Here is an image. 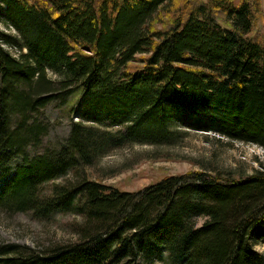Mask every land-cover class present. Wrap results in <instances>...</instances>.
<instances>
[{"label":"trees","instance_id":"1","mask_svg":"<svg viewBox=\"0 0 264 264\" xmlns=\"http://www.w3.org/2000/svg\"><path fill=\"white\" fill-rule=\"evenodd\" d=\"M171 1L0 0L15 31L0 29V208L81 217L71 241L0 243V264H264V167L137 190L86 172L113 149L189 131L264 147L261 0ZM52 101L77 114L57 149L42 148L50 122L37 115Z\"/></svg>","mask_w":264,"mask_h":264},{"label":"rangeland","instance_id":"2","mask_svg":"<svg viewBox=\"0 0 264 264\" xmlns=\"http://www.w3.org/2000/svg\"><path fill=\"white\" fill-rule=\"evenodd\" d=\"M261 8L263 21L260 32L264 37V0H261ZM163 17L166 20V16ZM0 29L15 33L2 23ZM47 75L56 79L50 72ZM59 99L64 100L63 94ZM60 101L50 102L37 114L39 119L47 118L50 122L42 139V148L57 149L68 136L70 118L77 120L75 111L67 116L66 106L59 104ZM261 167H264V147L231 141L214 133L189 131L182 140L171 145L128 144L113 149L97 160L94 166L86 168V172L94 180L124 190H137L165 175L188 170H223L239 177ZM80 174L79 170L77 173L72 171L58 181H72ZM80 221L81 217L73 212H56L46 220H38L28 212L11 213L0 208V243H17L41 250L56 242L74 240L75 226ZM201 222V218L197 219V223ZM255 247L264 253V245L257 244ZM154 264L173 263L165 254L161 260L155 259Z\"/></svg>","mask_w":264,"mask_h":264}]
</instances>
